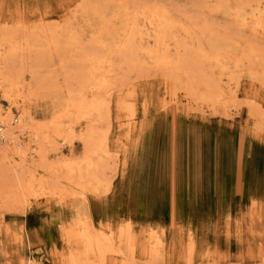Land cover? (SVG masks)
Listing matches in <instances>:
<instances>
[{
  "label": "bare ground",
  "instance_id": "6f19581e",
  "mask_svg": "<svg viewBox=\"0 0 264 264\" xmlns=\"http://www.w3.org/2000/svg\"><path fill=\"white\" fill-rule=\"evenodd\" d=\"M69 2L58 4L56 13L46 12V17L55 16L51 22L42 15L31 23L15 19L13 27L0 29V92L9 100L6 108L0 106V204L11 210L43 194L76 198L80 193L84 202L85 191L108 186L103 173L111 158L110 105L114 102L120 113L133 77L137 80L160 72L169 92L162 107L182 111L185 117L193 105H233L242 73L252 86H264V44L257 41L264 39V4L260 0H234L233 8L229 0H218L210 11L228 15L225 26L206 17L200 20L202 14L197 11H180L178 17L154 1ZM201 3L203 7L207 1ZM246 30L249 34H242ZM177 31L179 36L173 34ZM53 57L58 59L55 66ZM22 65L33 75L27 83L18 75ZM42 67H47V74L38 78ZM58 75H63V84L56 81ZM44 98L49 118L37 121L29 106ZM131 108L117 114L122 116L118 125L125 124L129 132L135 126ZM248 111L256 117L253 123L263 127L264 107L252 99ZM74 137L83 144L80 160L49 158V151H59V144L71 143ZM37 166L44 172L39 174ZM88 222L73 234L64 231L71 245L69 264H104L107 257L111 264H133L114 235ZM132 245L128 243L129 252L134 250Z\"/></svg>",
  "mask_w": 264,
  "mask_h": 264
},
{
  "label": "rangeland",
  "instance_id": "374dc122",
  "mask_svg": "<svg viewBox=\"0 0 264 264\" xmlns=\"http://www.w3.org/2000/svg\"><path fill=\"white\" fill-rule=\"evenodd\" d=\"M130 1L162 3L177 16L180 11L201 12L200 20L206 17L223 26L230 21L224 12L210 11L218 0H206L203 7L202 0ZM67 2L0 0V29L13 27L18 20L35 22L46 12L51 15L61 5L70 4ZM229 2L233 8L234 0ZM45 18L51 22L55 16ZM262 40L257 39L264 44ZM57 60L53 57L54 66ZM46 69L42 67L37 77L46 76ZM17 70L24 83L31 80L27 66ZM152 74L136 80L132 73L133 85L121 102L122 115L131 107L134 112L132 131L125 124L118 125L122 116L114 102L110 105L111 158L103 173L108 186L85 191L84 202L79 193L76 198L39 195L15 210L0 204V264H69L71 245L64 231L73 234L88 221L114 235L133 264H264V126H256V117L248 111L252 99L264 107V86H252L242 73L233 105L209 107L192 102L185 117L182 111L162 107L168 92L164 76ZM58 76L56 81L63 84V75ZM45 100L30 103V114L37 121L49 118ZM0 104L3 108L9 104L1 92ZM9 107L17 114L13 105ZM59 146L60 152L49 151L51 160H80V139L74 137L71 143ZM37 171L44 172L39 166ZM126 239L130 242L125 243ZM71 243L75 244L74 239ZM128 243L134 244L133 251L129 252ZM104 264H111V258Z\"/></svg>",
  "mask_w": 264,
  "mask_h": 264
}]
</instances>
